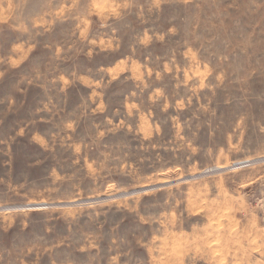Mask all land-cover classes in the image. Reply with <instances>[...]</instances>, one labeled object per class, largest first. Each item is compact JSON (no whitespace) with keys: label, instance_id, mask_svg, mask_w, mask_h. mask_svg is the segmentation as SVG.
<instances>
[{"label":"rangeland","instance_id":"1","mask_svg":"<svg viewBox=\"0 0 264 264\" xmlns=\"http://www.w3.org/2000/svg\"><path fill=\"white\" fill-rule=\"evenodd\" d=\"M263 158L264 0H0V264H264Z\"/></svg>","mask_w":264,"mask_h":264},{"label":"water","instance_id":"2","mask_svg":"<svg viewBox=\"0 0 264 264\" xmlns=\"http://www.w3.org/2000/svg\"><path fill=\"white\" fill-rule=\"evenodd\" d=\"M261 160H264L263 159H259V161ZM167 184H157V185H154V186H150V187H144V188H139V189H133V190H130L128 192H123V193H120L114 197H124V196H128V195H133V194H136V193H140V192H144V191H147V190H152V189H156V188H160V187H163V186H166ZM112 197V198H114ZM108 199L107 197H101V198H98V199H95V200H85V201H82L80 203H88V202H99V201H104ZM78 203V204H80ZM67 205H71L70 203H58V204H52V205H49V206H67ZM37 206H47V205H37ZM28 207H36V206H29V205H20V206H10V207H4V208H0V210H3V209H21V208H28Z\"/></svg>","mask_w":264,"mask_h":264},{"label":"bare ground","instance_id":"3","mask_svg":"<svg viewBox=\"0 0 264 264\" xmlns=\"http://www.w3.org/2000/svg\"><path fill=\"white\" fill-rule=\"evenodd\" d=\"M32 208V207H31Z\"/></svg>","mask_w":264,"mask_h":264}]
</instances>
